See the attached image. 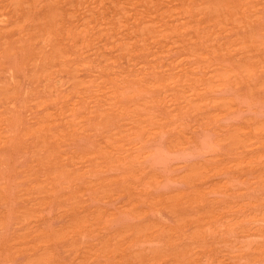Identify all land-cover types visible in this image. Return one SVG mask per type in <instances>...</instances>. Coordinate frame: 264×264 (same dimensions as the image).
<instances>
[{"label": "rangeland", "instance_id": "obj_1", "mask_svg": "<svg viewBox=\"0 0 264 264\" xmlns=\"http://www.w3.org/2000/svg\"><path fill=\"white\" fill-rule=\"evenodd\" d=\"M0 264H264V0H0Z\"/></svg>", "mask_w": 264, "mask_h": 264}]
</instances>
